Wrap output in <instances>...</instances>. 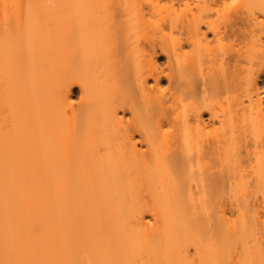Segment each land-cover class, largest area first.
Masks as SVG:
<instances>
[{
    "label": "bare ground",
    "instance_id": "1",
    "mask_svg": "<svg viewBox=\"0 0 264 264\" xmlns=\"http://www.w3.org/2000/svg\"><path fill=\"white\" fill-rule=\"evenodd\" d=\"M239 1L0 0V264H264V0Z\"/></svg>",
    "mask_w": 264,
    "mask_h": 264
},
{
    "label": "rangeland",
    "instance_id": "2",
    "mask_svg": "<svg viewBox=\"0 0 264 264\" xmlns=\"http://www.w3.org/2000/svg\"><path fill=\"white\" fill-rule=\"evenodd\" d=\"M227 1H228V2H226V4L223 3V4H225L226 6L223 5V4H222L223 7L221 6V8H224V9H223V10L221 9V11H219V13H220V12H223L224 15L222 14V16H224V17H226V16L228 15V13H226L227 15H225V12H224V11L229 12L228 10H229V7L231 6V4H232V6H233V3H235V5H236V3L240 2L239 0H230V2H229V0H227ZM224 6H225V7H224ZM227 6H228V7H227ZM220 15H221V14H220ZM220 15H219V16H220ZM215 16H216V15H215ZM222 16H221V20H222V18L224 19V17H222ZM222 21H223V20H222ZM210 36H212V35L210 34ZM228 39H229V38L223 39L222 42H221V41H220V42H219V41H218V42H217V41H215V42L213 41L214 43L211 41L210 44H212V46L215 45V46H214V49H216V51H215L216 53L218 52L220 55H226L227 53L229 54L230 51H231L232 49L237 48V43H235V42H231V40H230V39L228 40ZM187 47H188V48H187L188 50H189V48H190V49L192 48V47H189V46H187ZM209 48H210V47H209ZM187 49H186V50H187ZM214 49H213V50H214ZM189 51H190V50H189ZM191 51H192V49H191ZM191 51H190V52H191ZM232 51H233V50H232ZM161 60H165V58L162 57ZM75 91H76V94H79V92H80L79 88H76Z\"/></svg>",
    "mask_w": 264,
    "mask_h": 264
}]
</instances>
